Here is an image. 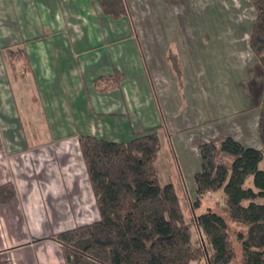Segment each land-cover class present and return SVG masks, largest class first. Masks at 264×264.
Segmentation results:
<instances>
[{"label": "crops", "instance_id": "obj_1", "mask_svg": "<svg viewBox=\"0 0 264 264\" xmlns=\"http://www.w3.org/2000/svg\"><path fill=\"white\" fill-rule=\"evenodd\" d=\"M149 1L125 0L127 15L113 20L103 13L96 0H0V145L11 151V145L28 149L69 140H77L79 144L78 138L83 135L128 142L140 130L157 128L161 139L157 159L160 172L159 162L167 152L182 154L186 147L200 155L201 144L223 138L218 132L209 131L201 138L188 140L191 146L173 138L174 133L185 129L212 127V120L203 122L202 111L188 123L184 116L181 122L163 118L176 117L177 98L181 94L197 104L203 102V95L208 96V93L195 83L188 94L183 71L177 69L176 75L171 71L168 53L161 49L165 39L160 34L162 30L168 32L170 26L147 23L149 14L145 8ZM250 33H246L245 39L251 50ZM221 38L216 36L215 40L222 47L236 46L235 39L228 44L221 42ZM18 48L26 50L29 69L23 61L12 64L8 50ZM233 53L236 57V51ZM119 72L124 76L120 86L96 85L99 78ZM196 89L200 92H195ZM115 95L121 101L110 103L108 99L114 100ZM159 97L163 98L164 111L157 102ZM231 115H225L226 130L231 132L226 136L250 146L246 143L250 121L241 119L239 123H228L232 121ZM239 127L243 132L237 136L238 132L233 134V130ZM10 154L3 153L1 158ZM177 170L180 179L183 178L181 166ZM168 177L172 181L171 175ZM1 180L0 184L7 182L5 178ZM180 185L184 191V183ZM17 190L18 212L31 206L34 212L29 216L37 221L40 213L41 220L44 219V207H50L51 200L36 194L30 201L29 193L21 196V190ZM190 198L193 204L196 186L194 199ZM0 214L6 217L4 211ZM16 215L18 219L20 215ZM26 234L24 232L23 237ZM33 239L35 243H43L42 238ZM26 241L20 247H7L6 237L0 231L1 264H44V256L59 250L48 243L45 248L32 249ZM60 252L64 258L62 250Z\"/></svg>", "mask_w": 264, "mask_h": 264}, {"label": "trees", "instance_id": "obj_2", "mask_svg": "<svg viewBox=\"0 0 264 264\" xmlns=\"http://www.w3.org/2000/svg\"><path fill=\"white\" fill-rule=\"evenodd\" d=\"M96 1L113 20L127 15L125 0ZM250 2L256 17L249 45L264 76V0ZM8 54L13 65L23 61L29 69L24 48ZM123 80L119 72L95 83L115 88ZM258 134L261 148L233 136L200 145L193 208H200L207 195L221 194L194 221L186 219L175 185L160 182L157 128L140 130L128 142L79 136L99 219L56 235L66 264H191L203 258L207 264H264V89ZM15 195L11 184L0 186L2 203ZM194 223L202 246L194 238Z\"/></svg>", "mask_w": 264, "mask_h": 264}, {"label": "rangeland", "instance_id": "obj_3", "mask_svg": "<svg viewBox=\"0 0 264 264\" xmlns=\"http://www.w3.org/2000/svg\"><path fill=\"white\" fill-rule=\"evenodd\" d=\"M146 5L145 10H148L149 14L147 23L161 27L170 26L168 32L162 30L160 34L165 39L161 49L168 53L167 62L171 71L173 73H176L177 69L183 71L188 94L195 83L200 84L201 91L208 93V96L203 95V102L197 104H192L194 99L191 97L188 99L181 94L180 98H177L176 117L163 118L181 122L180 118L184 116L187 117L188 123L202 111L203 122L212 120L210 121L213 123L212 127L202 130L199 127L185 129L174 133L173 138L179 139L185 146H191L188 140L201 138L209 131L218 132L219 137H224L231 133L226 130L225 115L232 113L229 118L232 121L228 123H239L241 119H248L250 133L246 143L261 148L257 115L263 98L264 76L260 73L258 60L245 39L256 17L250 0H150ZM216 36L222 37L220 41L228 44L232 43L230 40L235 39L236 46L222 47V44L216 42ZM234 51L236 57L233 55ZM200 90L196 89L195 92ZM112 97L114 100L108 99L110 103L121 101L119 96ZM157 102L164 111L163 98H157ZM234 131L238 132L239 136L243 128H235L233 134ZM4 146L0 145V158L3 153L12 154L0 159V183L3 178L7 181L0 186L11 184L16 195L19 189L21 196L29 193L30 201L33 195L37 194L50 199L52 203L50 207L45 205L44 219L41 220L39 213L35 221L29 216L34 212V208L30 209L31 206L18 212L15 204L19 205L20 201L16 200V195L10 202L0 201V213L4 211L6 216L3 218L0 214V231L6 237V246L20 247L26 240L32 249L35 247L41 249V246L45 248L47 243L50 247L55 245L59 250L48 257L44 256L43 263L65 264L56 235L99 219L77 140L34 145L28 149H21L19 145H7L11 147V151ZM163 158L159 162L160 182L163 185L169 182L175 184L186 219L194 221L195 216L213 206L221 191L207 195L201 207L194 209L190 197L194 199L195 196L194 173L201 168L200 155L184 147L182 154L175 152L171 155L167 152ZM178 166H181L183 173L181 179L178 175ZM260 168L264 170V160ZM169 175L172 181L168 180ZM182 182L185 186L184 191L180 185ZM15 213L21 217L18 216L17 219ZM193 230L196 242L204 245L202 233L195 223ZM24 232L27 234L23 237ZM34 237L42 238L43 243H35ZM191 264H207V260L203 258Z\"/></svg>", "mask_w": 264, "mask_h": 264}]
</instances>
